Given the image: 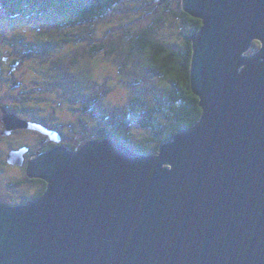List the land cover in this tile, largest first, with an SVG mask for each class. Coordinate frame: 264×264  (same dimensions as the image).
<instances>
[{"label": "water", "instance_id": "95a60500", "mask_svg": "<svg viewBox=\"0 0 264 264\" xmlns=\"http://www.w3.org/2000/svg\"><path fill=\"white\" fill-rule=\"evenodd\" d=\"M180 2L201 22L189 69L198 121L150 156L103 139L40 157L28 177L46 183L42 196L0 203V264H264V0ZM2 122V137L59 142L14 115ZM26 151L6 163L22 166Z\"/></svg>", "mask_w": 264, "mask_h": 264}, {"label": "rangeland", "instance_id": "374dc122", "mask_svg": "<svg viewBox=\"0 0 264 264\" xmlns=\"http://www.w3.org/2000/svg\"><path fill=\"white\" fill-rule=\"evenodd\" d=\"M179 2L122 0L93 23L68 28L54 15L11 19L0 11V50L15 53L18 63L14 76L0 78L2 101L20 117L56 121L65 144L76 149L96 140L101 126L110 127L130 113L134 99L140 108L164 103L166 82L152 73L145 55L132 45L140 31L151 27L153 39L180 47L185 26L172 17ZM92 95H99L94 108L107 116L105 122L82 109L83 100ZM164 121L162 114L155 118L157 126ZM19 130L27 129L12 133ZM126 130L128 144L137 145L133 152L153 155L149 129L128 124ZM7 137L0 136V202L14 205L32 190L16 185L19 171L6 165L4 157L20 141L35 144V137L3 139Z\"/></svg>", "mask_w": 264, "mask_h": 264}, {"label": "trees", "instance_id": "16d2710c", "mask_svg": "<svg viewBox=\"0 0 264 264\" xmlns=\"http://www.w3.org/2000/svg\"><path fill=\"white\" fill-rule=\"evenodd\" d=\"M121 1L0 0V11L11 19L54 15L60 19L63 27L68 28L83 23H93L120 4ZM172 15L185 26L180 47L171 48L153 39L151 27L140 31L132 45L137 53L145 55L152 73L161 81L166 82L165 102L159 103L158 106L140 108L135 106L138 102L134 99L130 103L132 111L126 113V116H123L120 121L112 122L110 127L101 126L97 132L96 140L112 139L136 151L137 145L130 146L128 144L129 136L126 129L128 124H137L140 128L151 131L152 138L149 142L154 144L151 153L154 155L162 143L173 138L179 131L191 127L200 118L201 110L198 106V98L194 96L190 87L189 69L192 54L191 39L201 27V22L186 14L181 8V2L177 6V11H172ZM259 47L260 44L254 41L249 48V55L256 52ZM98 101L99 95L88 96L83 100L82 109L99 121L105 122L107 116L94 108ZM161 114L165 121L157 126L155 118ZM72 148L67 147L72 151L78 150Z\"/></svg>", "mask_w": 264, "mask_h": 264}, {"label": "flooded vegetation", "instance_id": "af4514ba", "mask_svg": "<svg viewBox=\"0 0 264 264\" xmlns=\"http://www.w3.org/2000/svg\"><path fill=\"white\" fill-rule=\"evenodd\" d=\"M4 53L5 52H2L0 50V78L8 79V77L10 75L14 76L15 66L18 63H17L15 53H13V52L12 53H6V54H4ZM23 56L24 55H22V57ZM24 57H26V56H24ZM1 91L2 90L0 87V134L4 130V124L2 122L4 114H8V115L14 114L15 116H17L21 120H25V121H28L31 123L38 124V125L42 126L43 128L47 129L49 132H54L59 136V140H58L59 142L57 144L54 143L50 139V137H48L47 135L41 134L37 131L19 130L15 133H12L7 138H3V139H11V138H14L16 136V134H20V135H26L27 134V135H30V136L32 135L33 137H35V144L20 141L19 143H17L13 147H11V149L8 151V152L16 151V150H19L21 148L27 149L26 153L23 156L22 166L16 167V166L8 165L10 168H15L19 171V179L16 178L17 180L15 181L16 185H20V186H24V187L26 186L32 190L31 194L26 195L25 197H23V199L18 201L16 204L7 205L10 207H22V206H25L27 204H30V203L38 200L42 196L44 191L46 190V183L45 182H43L42 180L37 179V178H29L28 177L30 174L29 169L34 164H36V162L38 161V159L40 157L46 155L47 153H49L55 149H58V148H64V147L66 148V146L71 148L73 146L65 144L64 134L61 130L62 126L59 123H57L56 121L53 122V121L48 120V119H46V121H44V120L39 121V120H33V119H26V117L18 116L7 104H5V100L2 101ZM72 149H74V147ZM68 150H70V149H68ZM8 152H7V154H8ZM6 155L4 157L5 163H6ZM6 165H7V163H6ZM0 203H2V202H0ZM3 204H5V203H3Z\"/></svg>", "mask_w": 264, "mask_h": 264}]
</instances>
